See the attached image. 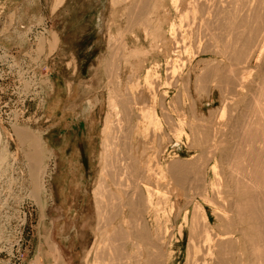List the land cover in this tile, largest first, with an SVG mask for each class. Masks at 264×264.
<instances>
[{"label":"rangeland","instance_id":"1","mask_svg":"<svg viewBox=\"0 0 264 264\" xmlns=\"http://www.w3.org/2000/svg\"><path fill=\"white\" fill-rule=\"evenodd\" d=\"M39 1L40 5L32 6L29 14H18L21 0L7 3L5 13L0 14V51L4 55L0 60V264H129V260L130 264H136L140 258L143 260L137 264H143L147 255L143 253L139 257V245H135L131 233L133 223L130 222L142 214L135 211L145 213L146 205L141 200L147 195V186L161 194H153V210L144 215L146 224L150 229L159 230L161 238L164 236L157 245L162 252L159 249L161 253L154 255L152 264H216L214 258L197 251L189 252L187 247L190 220L197 201L205 207L213 232L221 234L227 228V223L216 211V206L221 205H218L216 191L217 187L220 191L223 188L226 165L220 151L216 159L209 153L207 143H210L208 139L215 124L228 123L226 126H229L245 111L243 97L240 101L243 99L244 103L236 101L240 97L233 96L231 86L223 82L231 69L237 67L235 58L238 55L233 59L237 52L234 54L231 48L237 37L236 31L231 33L237 30L231 27L234 18L229 20L225 18L227 14H220L219 19H215L210 12L213 6L222 7L224 3L226 6L228 1L199 0L195 3L188 0L189 5L195 4L191 5L193 7H188L187 0ZM256 4L259 15L264 18V3ZM203 7L208 9L207 14ZM40 8L42 13L33 12ZM237 19L244 29L251 18L238 14ZM258 63L257 58L253 59V71ZM147 79L150 85L145 82ZM151 96L155 102L149 100ZM143 110L147 114L144 115ZM20 130L25 133L24 137L18 135ZM146 164L153 166L149 170ZM148 170L154 173L152 178L161 171L160 176L164 172L167 179L163 176V183L154 185L155 178L149 179ZM175 176L181 184L176 182ZM188 177H192L193 182ZM202 194L210 200L205 202ZM127 201L135 203L139 210L135 205L133 212L130 206L128 210ZM181 228L183 237L180 236ZM124 233H127V241L121 238L126 237ZM219 240L216 237L212 242L213 250L221 242ZM139 244L143 249L144 245ZM132 256L139 258L134 261Z\"/></svg>","mask_w":264,"mask_h":264},{"label":"bare ground","instance_id":"2","mask_svg":"<svg viewBox=\"0 0 264 264\" xmlns=\"http://www.w3.org/2000/svg\"><path fill=\"white\" fill-rule=\"evenodd\" d=\"M125 1H127V0H125ZM125 1L123 2V3H125ZM152 1V0H151ZM173 1V0H172ZM184 1H186V0H184ZM192 1H199V0H192ZM192 1H191V3H192ZM201 1V0H200ZM207 1V0H206ZM209 1V0H208ZM212 1V0H211ZM210 1V2H211ZM216 1V0H215ZM226 1H228V3H226V6H225V3L223 4L224 6H222V7H220V6H213V8H211L210 9V12H211V14H214L215 16V19H217L218 18V16L220 15V14H227V15H225L226 17L225 18H229V20H230V18L232 19V18H234V19H232L233 21H231V27H232V25H233V27L235 28H237V30H234L233 32H231L232 33V35H233V33H235V31H236V34H235V36H237V37H234V46H233V41H232V45L231 46H233V47H231V48H233V51L235 52L234 54H236V52H237V54L235 55V56H232L233 57V59L237 56L238 58H235V60H233V61H235L236 62V65H237V67L235 66V65H233L234 67H236L233 71H232V69H231V76L230 75H227V77H226V79L223 81V82H226L228 85L227 86H231V90H233L234 91V93H232L233 94V96H237L238 98H239V100H236V101H239L240 103L242 102V100L243 101H245V103L244 102H242V103H244L243 104V107H245V109L244 108H242L243 110H245L244 111V113H243V116L240 118V113H239V115L240 116H238L237 118H240V119H238L237 120V118H236V120L238 121H234V123H232L233 121L232 120H230V122L232 123V125L230 126V124H229V126H226L227 124H218L217 123V125L215 124V126H214V128H213V131H212V135H211V138H210V140L208 139V141H210V143L208 142L207 143V145L209 144V147H208V150H210L209 151V153L211 152V154L214 156V158H215V156L218 154V152L220 153V154H222L221 155V159L225 162V169H224V185H223V188L219 185V184H217V185H219L221 188V191L219 190V187H217L218 189V191H216V188H215V191H216V198L220 201V202H218L217 200V202H218V205H220V207H217L216 206V211L218 210V213L221 215L220 217H222L221 219H224L225 220V222L227 223V228L226 229H224V227H226L225 226V223H224V227H222L224 230H226V231H224L223 232V230H222V232L223 233H221V231H219L221 234H219L218 232V234H216L215 232H213L214 230H213V228H212V225L210 224V220H209V217H208V215H207V211H206V209H205V207L203 206V204L202 205H199L198 204V201H197V205H194V209H195V206H196V210L195 211H193L194 212V214L191 216L192 218V220H190L191 222V225H190V228H189V232H190V234H189V244H188V251L189 252H200V253H202V254H204L205 256H208V257H210V258H214L215 260H216V264H220V263H222V261H223V264L224 263H226V264H264V18H262L260 15H259V13H258V11H257V9H256V3L258 2V3H264V0H231V1H229V0H226ZM135 2H137V1H135ZM145 2H146V0H145ZM193 2V3H194ZM205 1H203V2H201V4L202 3H204ZM219 2V1H218ZM223 2H225V0L223 1ZM222 2V3H223ZM150 3V2H149ZM187 5H188V7L189 6H191V5H193V4H191V5H189L190 4V2H189V4H188V0H187ZM186 3H184V4H186ZM196 3V2H195ZM200 3V2H199ZM208 3V2H207ZM142 4H144V3H142ZM174 4V3H173ZM178 4V3H177ZM198 4V3H197ZM209 4V3H208ZM212 4V3H211ZM214 4V3H213ZM212 4V5H213ZM217 5H220L219 3H216ZM120 5V4H119ZM139 5H140V3H139ZM183 5V4H182ZM200 4H198V6H199ZM117 6V5H116ZM125 6V5H124ZM135 6V5H134ZM144 6V5H143ZM142 6V7H143ZM148 6V5H147ZM175 6V5H174ZM177 6V5H176ZM193 6H195V4L193 5ZM193 6H191V7H193ZM197 6V5H196ZM201 6V5H200ZM139 7H141V6H139ZM150 7V6H149ZM148 7V8H149ZM153 7V6H152ZM155 7V6H154ZM162 7V6H161ZM173 7V6H172ZM185 7V6H184ZM210 7V6H209ZM145 8V7H144ZM203 8H205V7H203ZM134 9V8H133ZM142 9V8H141ZM153 9V8H152ZM157 9V8H156ZM170 9V8H169ZM174 9H176V8H174ZM186 9V8H185ZM189 9V8H188ZM191 9V8H190ZM202 9V8H201ZM132 10V9H131ZM137 10V9H136ZM143 10V9H142ZM150 10V9H149ZM149 10H147V11H149ZM183 10V9H182ZM181 10V11H182ZM187 10V9H186ZM197 10V9H196ZM203 10V9H202ZM205 10H206V12H204V14H207V10L208 9H206L205 8ZM129 11V10H128ZM139 11H141V10H139ZM152 11V10H151ZM150 11V12H151ZM166 11V10H165ZM184 11V10H183ZM188 11V10H187ZM136 12V11H135ZM149 12V13H150ZM176 12V11H175ZM178 12V11H177ZM192 12V11H191ZM203 12H202V14H203ZM209 12V13H210ZM130 13V12H129ZM134 13V12H133ZM190 13V12H189ZM199 13V12H198ZM138 14V13H137ZM146 14V13H145ZM184 14H185V11H184ZM186 14H188V13H186ZM238 14H247V15H249L250 16V21H249V23L247 22V27H245L244 29H242V27H243V23H241V21H239V19H237V15ZM136 15V14H135ZM152 15V14H151ZM151 15H149V16H151ZM157 15V14H156ZM161 15V14H160ZM167 15H169V14H167ZM177 15V14H176ZM194 15H196V13L194 14ZM201 15V14H200ZM130 16V15H129ZM138 16V15H137ZM140 16V15H139ZM158 16V15H157ZM181 16H182V14H181ZM184 16V15H183ZM197 16H198V14H197ZM203 16V15H202ZM223 16V15H222ZM141 17H142V15H141ZM194 17H196V16H194ZM224 17V16H223ZM162 18V17H161ZM165 18V17H164ZM185 18V17H184ZM188 18V17H187ZM202 18H204V17H202ZM227 18V19H228ZM134 19V18H133ZM135 19H138L137 17L135 18ZM155 19V18H154ZM189 19V18H188ZM193 19H195V18H193ZM198 19H199V17H198ZM205 19V18H204ZM219 19V18H218ZM222 19V18H221ZM143 20V19H142ZM145 20V19H144ZM149 20V19H148ZM175 20V19H174ZM200 20V19H199ZM202 21H203V19H201ZM135 21V20H134ZM138 21V20H137ZM141 21V20H140ZM191 21V20H190ZM189 21V22H190ZM210 21V20H209ZM219 21V20H218ZM136 22V21H135ZM142 22V21H141ZM152 22H154V21H152ZM170 22V21H169ZM184 22V21H183ZM188 22V23H189ZM206 22V21H205ZM212 22V21H211ZM220 22H221V20H220ZM225 22V21H224ZM209 23V22H208ZM142 24V23H141ZM144 24V23H143ZM142 24V25H143ZM146 24V23H145ZM148 24H149V22H148ZM172 24V23H171ZM182 24V23H181ZM187 24V23H186ZM193 24V23H192ZM213 24V23H212ZM225 24H226V22H225ZM139 25V24H138ZM147 25V24H146ZM149 25H151V24H149ZM200 25V24H199ZM214 25V24H213ZM130 26H132V25H130ZM145 26V25H144ZM184 26H185V24H184ZM189 25L187 24V27H188ZM225 26H227V25H225ZM149 27V26H148ZM150 27H152V26H150ZM158 27H160V26H158ZM182 27H183V25H182ZM197 27V26H196ZM211 27V26H210ZM226 28V27H225ZM233 28V29H234ZM147 29V28H146ZM151 29V28H150ZM174 29V28H173ZM179 30H180V28H178ZM177 29V30H178ZM202 29V28H201ZM206 29V28H205ZM231 29V28H230ZM240 29V30H239ZM157 30V29H156ZM176 30V29H175ZM174 30V31H175ZM198 30V29H197ZM210 30V29H209ZM212 30V29H211ZM228 30V29H227ZM207 31H208V28H207ZM152 32V31H151ZM154 32V31H153ZM180 32V31H179ZM178 32V33H179ZM197 33V32H196ZM204 33V32H203ZM146 37L147 36H149L148 35V32H146ZM162 34H163V32H162ZM166 34V33H165ZM180 34V33H179ZM184 34V33H183ZM208 34V33H207ZM228 34H229V32H228ZM181 35V34H180ZM197 35V34H196ZM162 36V35H161ZM166 36V35H165ZM175 36V35H174ZM206 36V35H205ZM154 37V36H153ZM157 37V36H156ZM173 37V36H172ZM177 37V36H176ZM175 37V38H176ZM183 37V36H182ZM191 37V36H190ZM228 37V36H227ZM166 38V37H165ZM195 38V37H194ZM232 38V37H231ZM164 39V38H163ZM177 39V38H176ZM175 39V40H176ZM186 39V38H185ZM212 39V38H211ZM214 39V38H213ZM220 39V38H219ZM174 40V39H173ZM181 40V39H180ZM196 40V39H195ZM233 40V39H232ZM236 40V41H235ZM154 41V40H153ZM157 41H159V40H157ZM177 41V40H176ZM221 41V40H220ZM160 42H162L161 40H160ZM181 42V41H180ZM216 43V42H215ZM230 43V42H229ZM163 44V43H162ZM176 44V43H175ZM178 44V43H177ZM176 44V45H177ZM182 44H184V43H182ZM181 44V45H182ZM186 44V43H185ZM226 44V43H225ZM180 45V46H181ZM210 45V44H209ZM159 46V45H158ZM185 46V45H184ZM211 46V45H210ZM215 46H216V44H215ZM227 46V45H226ZM229 46V48H230V45H228ZM227 46V47H228ZM157 47V46H156ZM176 47H178V46H176ZM116 48V47H115ZM155 48V47H154ZM170 48V47H169ZM221 48V47H220ZM224 48V47H223ZM118 49V48H117ZM175 49V48H174ZM182 49V48H181ZM220 50V49H219ZM139 51H140V49H139ZM134 52H136V51H134ZM227 52V51H226ZM132 53V52H131ZM137 53V52H136ZM135 53V54H136ZM170 53H171V51H170ZM223 54V53H222ZM233 54V55H234ZM137 55V54H136ZM145 55H146V53H145ZM149 55V54H148ZM2 57H4V55L2 54V52L0 51V60H2L3 58ZM147 57V56H146ZM164 57H166V56H164ZM229 58V57H228ZM255 58H257V62H259L258 63V66L256 65L255 67H256V71H253L252 69H251V63H252V61H253V59H255ZM123 59V58H122ZM138 59V58H137ZM230 59V58H229ZM123 60H125V59H123ZM127 60V59H126ZM231 60V59H230ZM144 61V60H143ZM170 62V61H169ZM230 62V61H229ZM126 63V62H125ZM124 63V64H125ZM129 63V62H128ZM142 63V62H141ZM230 63H232V62H230ZM167 64V63H166ZM126 66V65H125ZM137 66V65H136ZM157 66H159V65H157ZM169 66V65H168ZM230 67H232V66H230ZM140 68V67H139ZM150 70V69H149ZM148 70V71H149ZM226 70L228 71V69L226 68ZM139 71V70H138ZM230 71V70H229ZM153 72V71H152ZM175 72V71H174ZM173 72V73H174ZM148 73V72H147ZM169 73H172V70H171V72H169ZM227 73H229V72H227ZM149 74V73H148ZM160 75V74H159ZM135 76V75H134ZM172 76V75H171ZM170 76V77H171ZM139 77H140V75H139ZM157 77V76H156ZM147 78H148V76H147ZM146 79V78H145ZM149 79H147V80H145V82L147 81V82H149L148 84L150 85L151 83V81H148ZM151 80H153V79H151ZM160 80V79H159ZM176 80V79H175ZM146 82V83H147ZM177 82V81H176ZM222 82V83H223ZM157 84H158V82H157ZM156 84V85H157ZM225 84V83H224ZM230 84V85H229ZM159 85V84H158ZM178 85V84H177ZM155 86V85H154ZM174 86V85H173ZM134 87L136 88V86L134 85ZM148 87V86H147ZM150 87V86H149ZM139 89V88H138ZM135 90H137V89H135ZM141 90V89H140ZM158 90V89H157ZM152 91V90H151ZM230 91V90H229ZM116 92V91H115ZM142 92V91H141ZM144 92V91H143ZM154 92H156V91H154ZM127 93H129V92H127ZM126 93V94H127ZM149 93V92H148ZM229 93V92H228ZM130 94V93H129ZM137 94V93H136ZM139 94V93H138ZM141 94V93H140ZM230 94V93H229ZM228 94V95H229ZM232 94H230V96L232 97ZM117 96H118V94H116ZM145 95V94H144ZM226 95V94H225ZM152 96H153V98L154 97H156V95L154 96L153 94H152ZM152 96H151V99H149V100H153L154 102H155V100L152 98ZM229 96V97H230ZM127 97H129V96H127ZM135 97V96H134ZM226 97V96H225ZM229 97H227V98H229ZM236 97V98H237ZM243 97V99L240 101V99ZM118 98V97H117ZM120 98V101H121V99H123V98H121V96L119 97ZM235 98V99H236ZM148 99V98H147ZM127 100H129V99H127ZM138 100V99H137ZM136 100V101H137ZM140 100H142L141 99V97H140ZM143 100L145 101V99L143 98ZM232 100H233V98H232ZM130 101V100H129ZM231 101V100H230ZM235 101V100H234ZM122 102V101H121ZM134 102V101H133ZM138 103H140V101L138 100L137 101ZM150 102H152V101H150ZM226 102V101H225ZM229 102V101H228ZM231 102H233V101H231ZM136 103V102H135ZM134 103V104H135ZM147 103V102H146ZM145 103V104H146ZM230 103V102H229ZM234 103V102H233ZM143 104V103H142ZM141 104V105H142ZM125 105V104H124ZM226 105V104H225ZM230 105V104H229ZM245 105V106H244ZM122 106V105H121ZM155 106V105H154ZM127 107H129V105L127 106ZM145 107H146V105H145ZM161 107H162V105H161ZM231 108V107H230ZM127 109V108H126ZM133 109V108H132ZM131 109V110H132ZM227 109V108H226ZM229 109V108H228ZM234 109V108H233ZM128 110V109H127ZM136 110V109H135ZM154 110V109H153ZM162 110V109H161ZM235 110V109H234ZM238 110V109H237ZM242 110V111H243ZM121 111H122V109H121ZM146 111V110H145ZM144 110H143V113L145 112ZM163 111H165V110H163ZM230 111H232V110H230ZM229 111V112H230ZM129 112V111H128ZM153 112V111H152ZM227 112V111H226ZM225 112V113H226ZM125 113H126V111H125ZM133 113V112H132ZM143 113H142V115H143ZM154 113H155V111H154ZM237 113V112H236ZM122 114V113H121ZM128 114V113H127ZM126 114V115H127ZM141 114V113H140ZM145 114H147V113H144V115ZM222 114V113H221ZM224 114V113H223ZM229 114V113H228ZM234 114V113H233ZM123 115H124V113H123ZM150 115H151V112H150ZM149 115V116H150ZM137 116V115H136ZM147 117V119L148 118H150V117ZM153 116H154V114H153ZM157 115H155V117H156ZM166 116V115H165ZM226 116H227V114H226ZM225 116V117H226ZM231 116V115H230ZM123 117V116H122ZM127 117V116H126ZM140 117V116H139ZM146 117V116H145ZM163 117H164V115H163ZM224 117V116H223ZM119 118H121V117H119ZM125 118V117H124ZM129 118V117H128ZM154 118V117H153ZM229 118H232V116L231 117H229ZM234 118V119H235ZM228 119V118H227ZM121 120V119H120ZM124 120V119H123ZM131 120V119H130ZM129 120V121H130ZM148 120H150V119H148ZM151 120H152V118H151ZM150 120V121H151ZM155 120H156V118H155ZM164 120V119H163ZM221 120V119H220ZM122 121V120H121ZM143 121H144V119H143ZM223 121V120H222ZM116 122V121H115ZM139 122V121H138ZM157 122H158V120H157ZM217 122H219L218 120H217ZM224 122V121H223ZM226 122H228V121H226ZM129 123V122H128ZM151 123V122H150ZM153 123L154 124H156L154 121H153ZM213 123V122H212ZM215 123V122H214ZM112 124V123H111ZM120 124H121V122H120ZM109 125V124H108ZM107 125V126H108ZM128 125H130V124H128ZM152 125V124H151ZM159 125V124H158ZM160 125H161V123H160ZM211 125V124H210ZM106 126V127H107ZM114 126V125H113ZM113 126H111L112 128H113ZM126 126V125H125ZM148 126V125H147ZM149 126H150V124H149ZM156 126H157V124H156ZM121 127V126H120ZM127 127V126H126ZM136 127V126H135ZM161 127V126H160ZM111 128V129H112ZM118 128V127H117ZM127 128H129V126L127 127ZM156 128H158V127H156ZM105 129V128H104ZM124 129V128H123ZM122 129V130H123ZM132 129V128H131ZM145 129V128H144ZM149 129V128H148ZM151 129V128H150ZM154 129H155V127H154ZM159 130H161V129H159ZM206 130H207V128H206ZM106 132L108 131L107 130V128H106V130H105ZM116 131H118L117 129H116ZM133 131V130H132ZM163 131V130H162ZM119 132V131H118ZM126 132H129L130 133V131H126ZM149 132V131H148ZM147 132V133H148ZM158 132V131H157ZM103 133V132H102ZM105 133V132H104ZM107 133H109V132H107ZM116 133V132H115ZM151 133V132H150ZM208 133V132H207ZM206 133V134H207ZM211 133V132H210ZM24 132H22V130H20V131H18V135L20 136V138L21 137H24ZM144 134H145V132H144ZM159 134V133H158ZM161 134H162V132H161ZM117 135V134H116ZM122 135H123V133H122ZM107 136V135H106ZM112 136V135H111ZM113 136H115V135H113ZM119 136V135H118ZM147 136V135H146ZM151 136V135H150ZM153 136V135H152ZM155 137H156V135H154ZM210 136V135H209ZM225 136V137H224ZM120 137V136H119ZM118 137V138H119ZM125 137H126V134H125ZM133 137V136H132ZM131 137V138H132ZM206 137H208V135H206ZM108 138V137H107ZM113 138V137H112ZM127 138V137H126ZM130 138V139H131ZM161 138V137H160ZM225 138V139H224ZM120 139V138H119ZM124 139V138H123ZM207 139V138H206ZM105 140V139H104ZM111 140V139H110ZM109 140V143L111 142ZM128 140H129V138H128ZM121 141V140H120ZM130 141V140H129ZM205 141V140H204ZM105 142V141H104ZM114 142V141H113ZM126 142V141H125ZM124 142V143H125ZM152 142V141H151ZM206 142V141H205ZM204 142V143H205ZM105 143H108V142H105ZM108 143V144H109ZM123 143V142H122ZM202 143V142H201ZM201 143H199V144H201ZM115 144V143H114ZM126 144V143H125ZM128 144H129V142H128ZM103 145V144H102ZM107 145V144H106ZM111 145V144H110ZM121 145H124V144H121ZM149 145V144H148ZM205 145V144H204ZM203 145V146H204ZM223 145V146H222ZM107 146H109V145H107ZM127 146V145H126ZM116 147V146H115ZM146 147V146H145ZM206 147V146H205ZM204 147V148H205ZM105 148V147H104ZM103 148V149H104ZM120 148H121V146H120ZM200 148V147H199ZM110 149V148H109ZM112 149V148H111ZM124 149V148H123ZM122 149V150H123ZM128 149H130L129 147H128ZM151 149V148H150ZM115 150V149H114ZM125 150H126V148H125ZM135 150V149H134ZM152 150H153V148H152ZM132 151H133V149H132ZM131 151V152H132ZM150 151V150H149ZM204 151V150H203ZM207 151V150H206ZM125 152V151H124ZM126 152H127V150H126ZM208 152V151H207ZM104 153H105V151H104ZM108 153V152H107ZM120 153V152H119ZM125 154V153H124ZM145 154V153H144ZM201 154L202 153H200V156H201ZM210 154V155H211ZM114 155V154H113ZM204 155V154H203ZM205 155H207V154H205ZM209 155V156H210ZM116 156H118V155H116ZM129 156H130V154H129ZM132 156V155H131ZM146 156V155H145ZM208 156V157H209ZM107 157V156H106ZM133 157V156H132ZM134 157H135V155H134ZM202 157V156H201ZM204 157V156H203ZM205 157H207V156H205ZM207 157V158H208ZM119 158V157H118ZM121 158V157H120ZM130 158V157H129ZM136 158V157H135ZM145 158V157H144ZM148 158V157H147ZM107 159V158H106ZM109 159V158H108ZM117 159V158H116ZM142 159V158H141ZM146 159V158H145ZM150 159V158H149ZM203 159V158H202ZM210 159H212V156H211V158ZM216 159V158H215ZM126 160V159H125ZM131 160V159H130ZM135 160V159H134ZM133 159H132V161H134ZM140 160V159H139ZM158 160H159V158H158ZM208 160V159H207ZM127 161V160H126ZM131 161V162H132ZM147 161H149V160H147ZM157 161V160H156ZM216 161V160H215ZM105 162H107V161H105ZM137 162V161H136ZM211 162V161H210ZM108 164H109V162H107ZM111 163V162H110ZM120 163V162H119ZM129 163V162H128ZM133 163V162H132ZM146 163V162H145ZM208 163V162H207ZM105 164V163H104ZM125 164V163H124ZM147 164H148V162H147ZM146 164V166H147V168L150 166V164L149 165H147ZM152 164V163H151ZM201 164V163H200ZM221 164H223V163H221ZM107 165V164H106ZM110 165V164H109ZM128 165V164H127ZM127 165L125 164V166L127 167ZM140 165V164H139ZM141 165H142V163H141ZM145 165V164H144ZM156 165H158V164H156ZM155 165V166H156ZM159 165H161V164H159ZM208 165V164H207ZM114 166V165H113ZM153 165H151L150 166V168H149V170L151 169V167H152ZM154 166V167H155ZM202 166V165H201ZM223 166V165H222ZM125 167V168H126ZM145 167V166H144ZM159 167V166H158ZM109 168H111V167H109ZM120 168V167H119ZM128 168H129V166H128ZM146 168V167H145ZM146 168V169H147ZM161 168V167H160ZM167 168V167H166ZM196 168H198V167H196ZM207 168V167H206ZM224 168V167H223ZM121 169V168H120ZM119 169V170H120ZM127 169V168H126ZM132 169V168H131ZM134 169V168H133ZM137 169V168H136ZM142 169H144L143 167H142ZM155 169V168H154ZM199 169H201V167L199 168ZM199 169H196V170H199ZM122 170V169H121ZM125 170V169H124ZM123 170V171H124ZM139 170V169H138ZM149 170L147 171V173L149 172ZM153 170V169H152ZM155 170H157V168L155 169ZM194 170H195V168H194ZM193 170V171H194ZM195 170V171H196ZM114 171H118V170H115L114 169ZM122 171V172H123ZM129 171H130V169H129ZM133 171V170H132ZM143 171V170H142ZM158 172H159V169L157 170ZM163 171V170H162ZM205 171V170H204ZM111 172V171H110ZM128 172V171H127ZM134 172V171H133ZM141 172V171H140ZM145 172H146V170H145ZM198 172V171H197ZM199 172H201V171H199ZM203 172V171H202ZM223 172V171H222ZM119 173H121V171H119ZM136 173V172H135ZM138 173H139V171H138ZM138 173L136 174V175H138ZM144 173V172H143ZM146 173V174H147ZM163 173V176H164V172H162ZM167 173V172H166ZM169 173V172H168ZM186 173V172H185ZM191 173H194V172H192V169H191ZM111 174V173H110ZM116 174V173H115ZM146 174H145V177H147L148 176V174H147V176H146ZM152 174H154V173H150L149 172V175H150V177H149V179L151 178V180L152 179H154L156 182V184L154 183V185H158L157 183L158 182H161V184L163 183V181H164V177L166 178V176H160V174H161V171H160V174L158 175H155V177L154 178H152ZM172 175H173V173H171ZM184 174V173H183ZM197 174V173H196ZM195 174V175H196ZM214 174H215V172H214ZM217 174V173H216ZM112 175V174H111ZM114 175V174H113ZM119 175V174H118ZM117 175V176H118ZM124 175H126V174H124ZM178 175V174H177ZM187 175V174H186ZM189 175H190V173H189ZM194 175V176H195ZM201 175V174H200ZM205 175V174H204ZM219 175V174H218ZM128 176V175H127ZM126 176V177H127ZM131 176V175H130ZM154 176V175H153ZM194 176H192V177H194ZM116 177V176H115ZM125 177V178H126ZM139 177V176H138ZM178 177H179V175H178ZM177 177V178H178ZM180 177H181V175H180ZM190 177V176H189ZM188 177V179H191V178H189ZM200 177H202V176H200ZM200 177H199V180H200ZM219 177V176H218ZM217 177V179H219ZM110 178V177H109ZM121 177H119V179H120ZM125 178H123L124 180H125ZM131 178H133V176L131 177ZM135 178V177H134ZM133 178V179H134ZM175 178H176V176H175ZM176 178V179H177ZM186 178V177H185ZM195 178V177H194ZM116 179V178H115ZM128 179H129V177H128ZM145 179V178H144ZM167 179V178H166ZM165 179V180H166ZM171 179V178H170ZM173 179V178H172ZM175 179V180H176ZM179 179V178H178ZM177 179V180H178ZM182 179H183V176H182ZM187 179V180H188ZM111 180H113V179H111ZM118 180V179H117ZM123 180V181H124ZM142 180V179H141ZM163 180V181H162ZM174 180V181H175ZM176 180V182L177 183H179L180 182V179L177 181ZM186 180V181H187ZM198 180V179H197ZM119 181V180H118ZM143 181V180H142ZM141 181V182H142ZM145 181V180H144ZM147 181V180H146ZM183 181V180H182ZM189 181V180H188ZM195 181V180H194ZM202 181V180H201ZM200 181V182H201ZM117 182V181H116ZM115 182V183H116ZM131 182H133V184H134V180L133 181H131ZM131 182H130V184H131ZM136 182V181H135ZM147 182H149V181H147ZM147 182H145V183H147ZM166 182H167V180H166ZM168 182H169V179H168ZM171 182V181H170ZM169 182V183H170ZM184 182V181H183ZM190 182V181H189ZM191 182H193L192 181V179H191ZM196 182V181H195ZM200 182H198L199 184L198 185H200ZM203 182V181H202ZM118 183V182H117ZM120 183V182H119ZM165 183V182H164ZM177 183H175V184H177ZM187 183V182H186ZM203 183H205V182H203ZM210 183V182H209ZM216 183H219V182H217L216 181ZM215 183V184H216ZM140 184V183H139ZM148 184V183H147ZM152 184H153V182H152ZM179 184H181V182L179 183ZM127 185V184H126ZM125 185V186H126ZM137 185V184H136ZM163 185H167V184H163ZM190 185V184H189ZM205 185V184H204ZM116 186V185H115ZM119 186V185H118ZM167 186H169V185H167ZM127 187H129V186H127ZM145 187V186H144ZM161 187V186H160ZM159 187V188H160ZM186 187V186H185ZM188 187V186H187ZM195 187H196V185H195ZM202 187V186H201ZM207 186H205V188H206ZM212 187V186H211ZM126 188V187H125ZM134 188V187H133ZM145 188H147L146 189V191H147V195H145L146 197L145 198H143L141 201L144 203V206L146 205V210H144L145 211V213H146V211H148V212H150V210L152 209V205H153V194L155 193V192H158V193H160L158 190L157 191H153L150 187H145ZM165 188V187H164ZM168 188V187H167ZM199 188V187H198ZM137 189V188H136ZM135 189V191H137V190H139V189H137L136 190ZM156 189H157V187H156ZM194 189V188H193ZM207 189V188H206ZM206 189H204V190H206ZM122 190H124V189H122ZM133 190V189H132ZM141 190V189H140ZM184 190H185V188H184ZM186 190H189V189H186ZM192 190V189H191ZM202 190H203V188H202ZM213 190V189H212ZM126 191V193H128L127 192V190H125ZM130 191V190H129ZM194 191V190H193ZM207 191V190H206ZM138 192V191H137ZM143 192V191H142ZM201 192V191H200ZM203 192V191H202ZM201 192V193H202ZM205 192V191H204ZM210 192V191H209ZM212 192V191H211ZM125 193V192H124ZM123 193V194H124ZM125 193V194H126ZM134 193V192H133ZM132 193V194H133ZM183 193V192H182ZM186 193V192H185ZM188 193V192H187ZM194 193V192H193ZM200 193V194H201ZM115 194V193H114ZM124 194V195H125ZM129 194H131V191H130V193ZM128 194V195H129ZM138 195H139V192L137 193ZM136 194V195H137ZM161 194V193H160ZM165 194H167V193H165ZM191 194V193H190ZM204 194V193H203ZM202 194V195H203ZM212 194V193H211ZM133 195H135V194H133ZM133 195H131L130 197L132 198V197H134ZM141 196H143L144 197V195H142V193L140 194ZM185 195V194H184ZM187 195V194H186ZM192 195V194H191ZM201 195V196H202ZM154 196H155V194H154ZM158 196V195H157ZM165 196V195H164ZM163 196V197H164ZM166 196H168V195H166ZM165 196V197H166ZM195 196V195H194ZM208 196H209V194H208ZM117 197V196H116ZM129 197V196H128ZM137 197H140V196H137ZM136 197V198H137ZM160 197H162V196H160ZM185 197V196H184ZM203 197V199L205 200V202H207V201H209L210 199H208L207 198V196H202ZM126 198V197H125ZM131 198H127V199H131ZM159 198V197H158ZM168 198V197H167ZM188 198V197H187ZM201 198V197H200ZM107 199V198H106ZM160 199V198H159ZM189 199V198H188ZM195 199V198H194ZM213 199V198H212ZM140 200V199H139ZM101 201V200H100ZM123 201V200H122ZM132 201V200H131ZM157 201V200H156ZM166 201V200H165ZM192 201H193V199H192ZM214 201V200H213ZM97 202H98V198H97ZM96 202V203H97ZM128 202V201H127ZM130 202V201H129ZM128 202V203H129ZM133 202V201H132ZM135 202H137L136 201V199H135ZM140 203V204H143V203ZM167 202V201H166ZM191 202V201H190ZM194 202V201H193ZM203 202V201H202ZM204 202V203H205ZM215 202V201H214ZM216 202V203H217ZM100 203V202H99ZM99 203H97V205L99 204ZM126 204L125 206H127V208L129 207L130 209H131V212H133V206L135 205V203H134V205L133 204H131V202H130V204ZM156 203V202H155ZM188 203V202H187ZM192 203V202H191ZM211 203H212V201H211ZM220 203V204H219ZM116 204V203H115ZM115 204H113V205H115ZM122 204V203H121ZM138 204V203H137ZM140 204H138L139 205V207L140 206H142V205H140ZM159 204H161V203H159ZM194 204H196V203H194ZM214 205H215V203H213ZM120 205V204H119ZM155 205H157V204H155ZM186 205V204H185ZM217 205V204H216ZM116 206V205H115ZM118 206V205H117ZM136 206V209H137V205H135ZM135 206H134V208H135ZM144 206H142V207H144ZM165 206V205H164ZM187 206V205H186ZM185 206V207H186ZM224 206H225V208H224ZM119 207V206H118ZM158 207H160V206H158ZM162 207V206H161ZM160 207V208H161ZM129 208H128V210H129ZM172 208H173V204H172ZM179 208V207H178ZM116 209H117V207H116ZM120 209V208H119ZM135 209V210H136ZM141 209V208H140ZM184 209V208H183ZM123 210V209H122ZM137 210H139V208L137 209ZM153 210V209H152ZM157 211V210H156ZM156 211H155V213H156ZM116 212V211H115ZM124 212V211H123ZM136 213L137 212H142V214H140V215H138V216H136L137 214H135L134 216H136L137 217V219L136 218H134V219H132V215L130 214L129 216H131V217H129L130 219H129V221L132 219V222H130V223H133L132 225L133 226H131L132 228H133V231H134V233H133V231H131V233H132V235H133V238H134V242H136V246L137 245H139L137 248H138V250H139V252H140V255L141 256H139V257H142V255H144V254H146L147 256H146V259L143 261V264H152V258L154 257V255L155 254H159V253H161L162 252V250H161V248L160 247H158L157 245H158V243H159V241L161 242L162 240H160V233L158 232L159 230H153V229H150V227H148L149 225L148 224H146V220H145V217H144V215H145V213H144V215H143V210L141 211V210H139V211H135ZM161 212V211H160ZM120 213H122V212H120ZM119 213V214H120ZM128 213V212H127ZM217 213V212H216ZM115 215L117 214V215H119L118 213H114ZM160 214V213H159ZM214 214V213H213ZM115 215H114V217H115ZM116 215V216H117ZM123 215H124V213H123ZM125 215H128V214H125ZM124 215V216H125ZM149 215H150V213H149ZM155 215V214H154ZM124 216H122L123 218H124ZM140 216V217H139ZM159 216V215H158ZM187 216V215H186ZM217 217V216H216ZM113 218V217H112ZM111 218V219H112ZM123 218H121L120 217V219H123ZM218 218V217H217ZM114 219H116V218H113V220ZM135 220V221H134ZM156 220H157V218H156ZM155 220V221H156ZM223 220V221H224ZM108 221H110L111 222V220H108ZM124 221V220H123ZM117 222V221H116ZM186 222H187V219H186ZM125 223V224H124ZM124 223H122L121 225H122V227H123V224L126 226V221L124 222ZM160 223V222H159ZM221 223H222V221H221ZM216 224V223H215ZM131 224H129L128 225V228H129V226H130ZM148 225V226H147ZM150 225H151V223H150ZM119 227H120V225H119ZM124 229H125V227H124ZM155 229V228H154ZM121 231H123V229L121 228L120 229ZM160 230H161V228H160ZM167 230V229H166ZM120 231V232H121ZM129 231V230H128ZM120 232H118V233H120ZM167 232V231H166ZM129 233H130V231H129ZM122 234V233H121ZM121 234H118L119 235V238H120V236H121ZM124 234H126V237H121L122 239L123 238H126V240L125 241H127V233H124ZM129 235V234H128ZM123 236V235H122ZM125 236V235H124ZM161 236H163V235H161ZM180 236L181 237H183V228H181V230H180ZM130 237V236H129ZM164 237V236H163ZM162 237V238H163ZM217 237V239H220L221 240V242H219L218 244H216V245H218V246H216L217 248L215 249V250H213L212 248H214V247H212V242L214 241V239ZM120 238V239H121ZM132 238V239H133ZM161 238V239H162ZM169 238H170V236H169ZM130 239V238H129ZM165 239V238H164ZM163 239V240H164ZM219 240V241H220ZM123 241H124V239H123ZM130 241H132V240H130ZM216 241V240H215ZM126 243V242H125ZM138 243V244H137ZM139 243H142L143 245H144V247H143V249L141 248V244H139ZM164 243V242H163ZM216 243V242H215ZM162 245V244H161ZM163 246V245H162ZM161 246V247H162ZM167 246V245H166ZM132 247H134V245H132ZM164 247V246H163ZM122 250H123V248H121ZM161 250V252H160V250ZM163 249V248H162ZM121 250V251H122ZM138 250H137V252H138ZM164 252V251H163ZM144 253V254H143ZM165 253V252H164ZM127 254V253H126ZM133 254V253H132ZM166 255H167V252L165 253ZM133 255H135V254H133ZM194 255V254H193ZM198 255V254H197ZM203 255V256H204ZM124 256V254H122V257ZM189 256H190V254H189ZM121 257V258H122ZM128 258H129V256H127ZM133 257V256H132ZM139 257H137V259L139 258ZM145 257V256H144ZM124 258V257H123ZM127 258V259H128ZM198 258V257H197ZM203 258V257H202ZM205 258V257H204ZM126 259V262H128V260ZM137 259H135V257H133V260L134 261H137ZM141 259V258H140ZM140 259H138V261H137V263L139 262V260ZM189 259V258H188ZM218 259H219V261L221 260V262H217L218 261ZM124 261H125V258L123 259ZM141 260H143V259H141ZM196 260V259H195ZM194 260V261H195ZM198 260H200V259H198ZM211 260H213V259H211ZM187 261H189V260H187ZM192 261V260H191ZM123 262V261H122ZM124 263V262H123ZM122 263V264H123ZM136 263V264H137ZM140 263H142L141 261H140ZM196 263V262H195ZM200 263V262H199ZM212 263V262H211ZM129 264H130V260H129ZM131 264H132V262H131ZM134 264H135V262H134ZM191 264H193V263H191ZM203 264V263H202Z\"/></svg>","mask_w":264,"mask_h":264},{"label":"crops","instance_id":"3","mask_svg":"<svg viewBox=\"0 0 264 264\" xmlns=\"http://www.w3.org/2000/svg\"><path fill=\"white\" fill-rule=\"evenodd\" d=\"M12 1H14V0H0V14L5 13L4 11L7 8V3H10ZM35 4H37L39 6L40 1L39 0H21V3H20L21 7H20V9L17 10L18 14H25V13L29 14L32 6H33V8H35L34 7ZM33 12H35L36 14L42 13L41 8L38 11L33 9Z\"/></svg>","mask_w":264,"mask_h":264}]
</instances>
